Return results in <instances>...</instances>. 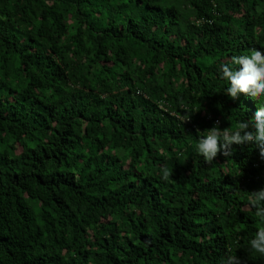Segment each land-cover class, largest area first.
Here are the masks:
<instances>
[{
  "label": "trees",
  "instance_id": "trees-1",
  "mask_svg": "<svg viewBox=\"0 0 264 264\" xmlns=\"http://www.w3.org/2000/svg\"><path fill=\"white\" fill-rule=\"evenodd\" d=\"M253 49L264 0H0V264H264L259 148L196 152Z\"/></svg>",
  "mask_w": 264,
  "mask_h": 264
},
{
  "label": "clouds",
  "instance_id": "clouds-1",
  "mask_svg": "<svg viewBox=\"0 0 264 264\" xmlns=\"http://www.w3.org/2000/svg\"><path fill=\"white\" fill-rule=\"evenodd\" d=\"M218 72L220 78L228 83L224 93L230 98L236 99L241 93L251 98H264V49H253L249 54L232 56L230 63H220ZM244 143L258 147L261 157H264V103L257 107L254 117L240 121L235 130L221 129L219 122L214 123L205 135L199 136L196 152L211 163L218 153L230 156L233 154V144ZM248 204L255 209L260 224L249 241V249L264 254V188L252 191L248 196ZM221 264H243V260L237 255L227 254Z\"/></svg>",
  "mask_w": 264,
  "mask_h": 264
}]
</instances>
